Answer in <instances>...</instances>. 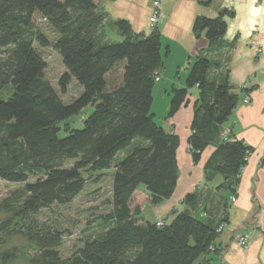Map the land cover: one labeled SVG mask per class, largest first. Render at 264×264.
Wrapping results in <instances>:
<instances>
[{
    "label": "trees",
    "instance_id": "1",
    "mask_svg": "<svg viewBox=\"0 0 264 264\" xmlns=\"http://www.w3.org/2000/svg\"><path fill=\"white\" fill-rule=\"evenodd\" d=\"M35 15L55 33L52 46L65 67L61 91L71 79L82 86L69 102L44 77L46 62L35 43L44 47L50 41L34 26ZM225 15L233 11L222 9L193 21L194 34L205 35L209 52L226 46L221 41ZM104 21L94 0H0V95L9 92L2 93L7 87L11 90L0 99V179L23 184L0 201V264L20 259V264H211L224 249L216 239L226 216L194 214L202 204L198 190L184 196L189 207L162 227L142 218L140 206L133 203L140 186L151 204L174 193L179 136L157 124L151 112L155 77L163 68L159 30L136 33L127 20L117 19L120 39L105 40L99 34ZM120 62L122 72L112 86L108 75ZM216 66L206 55L191 64L185 86L170 88L167 117L196 86L187 139L192 159L197 162L214 144L204 163L205 177L221 176L217 190L231 198L249 149L241 139L219 137L239 96L227 76L222 81L209 77ZM87 106L92 110L81 119L82 126L61 134L59 124ZM68 160L76 161L65 167ZM111 167V209L100 217L95 235L61 257L59 229L39 225L34 215L53 204L70 203L84 189V173H95L92 180L97 182ZM17 235L26 246H11Z\"/></svg>",
    "mask_w": 264,
    "mask_h": 264
},
{
    "label": "crops",
    "instance_id": "2",
    "mask_svg": "<svg viewBox=\"0 0 264 264\" xmlns=\"http://www.w3.org/2000/svg\"><path fill=\"white\" fill-rule=\"evenodd\" d=\"M94 1L105 15L99 33L105 40L120 39L114 24L117 19L127 20L136 33L147 34L153 27H157L163 68L158 80L162 83L157 85L156 90L165 92L168 99L172 86H185V80L175 86L172 71L185 66L187 73L191 64L204 55L217 63L209 72V77L222 81L227 76L228 83L239 96V103L219 132L221 138L241 139L249 149L233 197L230 198L225 190H217L223 181L221 176L216 175L211 180L205 177L204 163L215 149L214 144L203 150L197 162L192 159L187 139L191 132L193 105L198 92L194 86L188 91L186 103L173 116L167 117V104L166 112H162V120L159 123L155 121L166 131H174L179 136L178 179L171 197L158 204L150 203L143 187L137 189L148 201L143 209L140 208L142 218L150 221L161 219L167 223L174 213L189 207L183 202L184 196L198 190L202 204L194 214L212 219L226 216L216 239L224 249L212 259L211 264H264V0H159L156 24L149 22L151 0ZM222 9L233 11V15L224 16L227 28L221 41L226 46L209 52V41L205 35L194 34L193 21L200 15L214 17ZM166 80L167 89L163 84ZM245 82L248 83L246 90L241 88ZM246 93L250 101L242 103L241 99ZM237 235L248 237L244 247L235 243Z\"/></svg>",
    "mask_w": 264,
    "mask_h": 264
},
{
    "label": "rangeland",
    "instance_id": "3",
    "mask_svg": "<svg viewBox=\"0 0 264 264\" xmlns=\"http://www.w3.org/2000/svg\"><path fill=\"white\" fill-rule=\"evenodd\" d=\"M34 26L40 30L50 41L48 46H40L35 43L36 48L42 54L46 68L44 70V77L50 82V84L56 89L59 97L63 102H69L82 92V86L79 85L74 79L69 82L66 91L62 92L59 86V79L65 72V67L62 63L61 57L58 52L53 48L52 41L55 38V33L50 26L40 18L38 15L33 17ZM123 62L116 65L112 73L108 75V80L113 86L118 81L122 72ZM171 70V67H169ZM190 68V67H189ZM213 69V68H212ZM176 70V71H175ZM189 70V69H188ZM175 71V73H174ZM188 73V72H187ZM185 66H180L172 71L175 86L183 83L186 80ZM162 80V79H161ZM162 81H156L153 89V105L152 110L155 112L154 120L159 123L162 120L163 113L166 112V105L170 103V98L162 90H156L157 85H161ZM167 89V80L163 82ZM169 85V84H168ZM170 86V85H169ZM11 91L8 87L3 90L2 93ZM8 92V93H9ZM8 93L0 95V99H6ZM92 110L91 106H87L78 115H74L64 122L59 124L61 134L65 133L68 128H78L82 126L81 119L88 115ZM163 112V113H162ZM76 160H68L65 162V167L72 166ZM114 168L111 167L104 171L101 178L95 182L92 180L95 173H84V177L87 178L83 191L78 194L68 204H53L50 207L42 208L34 216L39 222V225L43 227H50V229H59L61 233V242L58 250L60 256L63 258L69 257L77 248H79L83 239L93 236L98 232L97 225L100 222V217L107 213L111 209V185H112V173ZM89 179V180H88ZM22 183H13L3 179H0V201L4 199L11 191L21 188ZM133 203L138 204L140 208L144 207L148 203L146 196L142 192H139L137 197H134ZM3 214H0L2 218ZM11 246L24 247L27 245L24 238L17 235L12 238L10 242ZM30 253L31 251L29 249ZM21 259L14 262V264H20Z\"/></svg>",
    "mask_w": 264,
    "mask_h": 264
},
{
    "label": "built area",
    "instance_id": "4",
    "mask_svg": "<svg viewBox=\"0 0 264 264\" xmlns=\"http://www.w3.org/2000/svg\"><path fill=\"white\" fill-rule=\"evenodd\" d=\"M158 18H159V0H151V13H150V16H149V22L151 24H156L157 21H158ZM259 50V49H258ZM159 80V75L155 77V81H158ZM248 87V83L245 82L241 85V88L246 90ZM250 101V98H249V95L246 93L242 99H241V102L242 103H249ZM226 138V137H225ZM262 167L264 168V165H262ZM155 224L158 226V227H162L164 225V222L163 220L161 219H158V220H155ZM223 227V225L221 226ZM247 239L248 237H246L245 235H237L235 237V243L241 247H244L247 243Z\"/></svg>",
    "mask_w": 264,
    "mask_h": 264
}]
</instances>
